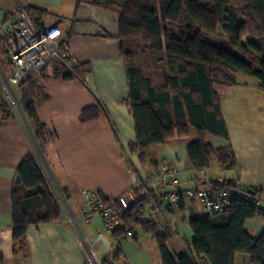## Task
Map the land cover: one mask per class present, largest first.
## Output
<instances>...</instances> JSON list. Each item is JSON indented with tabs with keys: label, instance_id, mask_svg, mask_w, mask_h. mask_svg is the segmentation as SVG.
I'll use <instances>...</instances> for the list:
<instances>
[{
	"label": "crops",
	"instance_id": "crops-1",
	"mask_svg": "<svg viewBox=\"0 0 264 264\" xmlns=\"http://www.w3.org/2000/svg\"><path fill=\"white\" fill-rule=\"evenodd\" d=\"M19 7L45 12L44 17L53 23L39 27L58 25L77 64H87L88 69L64 80L56 73L62 66L55 63L21 87L22 93L33 96L44 128L42 147L22 108L7 118L0 113V264H87L90 253L98 264H162L153 236L141 227L137 237L117 239L97 236L98 217L89 223L80 220L88 207L83 197L86 190L114 200L136 186L139 195L153 198L152 176L162 164L177 169L182 187L208 188L219 180L241 188L264 185V90L256 78H238L233 73L234 85L212 84L227 138L204 133V141L214 149L229 146L236 161L234 169H220L214 159L206 169L193 168L186 153L188 144L198 139L192 125L187 126L185 137L149 146L148 162L141 164L136 154L128 152L135 133L117 40V13L76 0H0V25L15 20ZM28 154L35 158L61 214L55 222L27 227L24 246L15 252L11 192L19 165ZM204 217L197 201L183 198L177 208L156 211L152 226L165 238L170 254L178 258L193 238L190 221ZM263 220H248L245 226L262 233ZM234 264L250 263L246 255L236 254Z\"/></svg>",
	"mask_w": 264,
	"mask_h": 264
},
{
	"label": "trees",
	"instance_id": "trees-1",
	"mask_svg": "<svg viewBox=\"0 0 264 264\" xmlns=\"http://www.w3.org/2000/svg\"><path fill=\"white\" fill-rule=\"evenodd\" d=\"M236 1L241 8V22L226 7V0H76L77 4L107 9L118 15L117 40L125 64L127 102L135 133L128 152L136 154L141 164L148 162L149 146L185 137L187 126L192 125L198 139L188 144L186 153L195 170L208 168L213 159L223 170L236 166L229 146L214 149L204 141V133L227 138L213 83L234 85L233 73H243L256 78L264 90V0ZM25 11L39 26L45 12L34 7ZM174 25H178L176 30ZM219 27L227 37L226 47L205 40L215 35ZM242 31H246L247 39H243ZM139 39L145 42L154 58L156 72L153 74L132 64L131 47H136ZM61 66L56 73L64 80L88 69L87 64L71 66V70ZM30 80L19 87L20 104L37 145L42 147L44 128L37 118L33 96L21 92V87ZM0 113L4 118L11 114L4 99L0 101ZM210 186L235 188L224 180L221 184L212 182ZM251 189L259 195L255 187ZM134 192L140 202L149 201L136 188ZM11 206L15 252L24 246L27 227L52 223L60 217V205L31 154L17 170ZM115 206L122 223L110 235L118 239L137 221L134 206L125 210L118 204ZM253 219H264V206L255 207L232 195L222 213L190 221L193 238L178 258L170 254L165 238L152 225L140 227L153 236L162 264H234L236 254L246 255L250 264H264V231L255 237L245 229L246 221Z\"/></svg>",
	"mask_w": 264,
	"mask_h": 264
},
{
	"label": "built area",
	"instance_id": "built-area-1",
	"mask_svg": "<svg viewBox=\"0 0 264 264\" xmlns=\"http://www.w3.org/2000/svg\"><path fill=\"white\" fill-rule=\"evenodd\" d=\"M0 46L10 70L8 73L0 70V78L4 100L11 111L20 105L19 87L25 80L41 74L54 63L66 68L77 65V60L71 54L68 38L61 28L58 25L40 28L21 7L17 9L15 20L4 21L0 25ZM152 180L155 184V194L148 202L138 200L134 192L136 186H132L116 199L107 201L95 191H84L83 197L88 207L82 210L80 220L89 223L98 217L101 227L97 236H107L122 223L115 205L118 204L122 210L134 206L137 222L129 226L123 235L124 239H132L139 235L142 224H153L156 211L177 208L183 198L197 201L205 216L226 210L232 195L250 202L255 207L264 206V185L255 187L259 192L258 196L251 188L235 187L229 190L213 186L182 187L179 184L177 169L164 164L158 167ZM222 182L223 180L217 181L219 184ZM68 221L74 223L75 219L69 218ZM87 264H98L92 253L87 258Z\"/></svg>",
	"mask_w": 264,
	"mask_h": 264
},
{
	"label": "rangeland",
	"instance_id": "rangeland-1",
	"mask_svg": "<svg viewBox=\"0 0 264 264\" xmlns=\"http://www.w3.org/2000/svg\"><path fill=\"white\" fill-rule=\"evenodd\" d=\"M226 7H230L234 11V14L239 22L242 21L241 8H240L239 3L236 0H226ZM51 23H53V21L49 17L47 18L43 17L42 20L39 22V24L44 27L49 26ZM177 27L178 25H174L175 30L177 29ZM241 34H242L243 39H247L246 31H242ZM207 40L208 41L210 40L216 43L217 45H221V46H224L227 44V37L225 36V34L223 33L220 27L217 29L215 35L208 36ZM132 46H133L131 47L132 64L138 67H141L147 74L155 73L156 67L154 64V58L151 55V53L148 52L145 42L142 39H139L137 41V46L136 47H134V45ZM233 50L238 55L241 54V51H239L238 49H233ZM0 51L2 52L1 46H0ZM2 55L0 54V67L2 68L4 72H6L7 69H6L5 58ZM48 68H50V66ZM236 76L238 78L251 77L243 73H237ZM19 94H20V91H19ZM19 110H21V104L16 110L13 109L12 111L15 112ZM245 229L250 235L255 236V237L261 233L260 231L251 228L249 225L245 226Z\"/></svg>",
	"mask_w": 264,
	"mask_h": 264
},
{
	"label": "water",
	"instance_id": "water-1",
	"mask_svg": "<svg viewBox=\"0 0 264 264\" xmlns=\"http://www.w3.org/2000/svg\"><path fill=\"white\" fill-rule=\"evenodd\" d=\"M248 192H249L250 194H253V192H252L251 190H248Z\"/></svg>",
	"mask_w": 264,
	"mask_h": 264
}]
</instances>
